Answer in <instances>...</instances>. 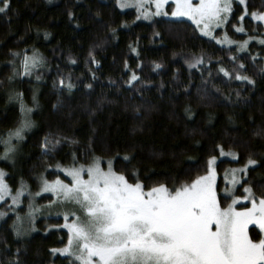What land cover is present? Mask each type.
I'll return each instance as SVG.
<instances>
[{
	"label": "trees",
	"instance_id": "obj_1",
	"mask_svg": "<svg viewBox=\"0 0 264 264\" xmlns=\"http://www.w3.org/2000/svg\"><path fill=\"white\" fill-rule=\"evenodd\" d=\"M248 7L249 11L264 10V0H248ZM136 16L134 9L120 10L117 0H13L9 15L0 14V81L6 82L12 73V51L35 47L46 59V67L37 70L41 80L37 81L34 73L0 87V134L16 127L20 119L19 101L8 98L11 89L23 93L25 103L34 109L31 118L36 122L18 145L15 166L0 160V168L16 178L9 183L16 187L23 177L33 191L38 190L36 176L44 171L46 162L55 163L51 157L41 156L40 149L44 135L52 131L80 142L72 148L85 146L91 138L97 153L135 156L132 166L142 169L153 182L189 170L202 171L209 155L219 157L216 145L221 144L225 151L238 153L239 160L219 157L220 186L225 170L242 167L251 155L259 164L249 175L260 193L257 185L264 179V167L259 166L264 164V136L255 133L264 128V78L245 59L248 74L257 81L254 88L222 80L216 74V61L223 60V66L231 70V55L264 54V49L253 42L250 53L230 52L229 46L195 32L189 21L161 17L142 21ZM259 23L245 17L247 34L256 35ZM259 31L264 35V29ZM46 32L50 33L47 38ZM155 32L161 35L157 37ZM228 33L236 40L247 39L246 34L231 28ZM231 47L234 50L236 46ZM202 49L206 58H212V78L206 69H189L185 63L190 53ZM89 52H94L99 67L91 63ZM154 63H160L161 69H155ZM132 72L141 79L129 85L126 81ZM68 77L74 84L71 91L56 85L58 79L67 82ZM209 79L220 93L213 89L212 95L205 94ZM236 90L241 93L239 99ZM221 93L231 96V101L222 99ZM33 94L38 107L33 104ZM186 106L194 113L191 118L184 111ZM70 150L63 147L56 158L67 163L65 153ZM14 219L10 213V218L0 221V264L17 258L20 264H70L69 257L51 252L63 246L64 232L49 230V226L62 224V219L38 216L36 230L20 238L12 231Z\"/></svg>",
	"mask_w": 264,
	"mask_h": 264
},
{
	"label": "snow or ice",
	"instance_id": "obj_2",
	"mask_svg": "<svg viewBox=\"0 0 264 264\" xmlns=\"http://www.w3.org/2000/svg\"><path fill=\"white\" fill-rule=\"evenodd\" d=\"M117 3L120 8L134 7L136 19L167 16L183 22L181 18H187L195 32L216 44L228 45L230 52L250 53L249 45L253 42L264 49V35L259 31L264 29V10L249 11L248 0H117ZM12 10L13 0H0V14L8 16ZM245 17L260 22L256 35L247 34L243 25ZM230 28L235 33L246 34L247 39H232L228 34ZM112 32L115 34L116 29ZM154 35L159 37L161 33ZM48 36L50 33L46 32L45 38ZM232 45L236 46L234 50ZM11 56L12 73L7 77V84L34 73L37 81L42 79L37 70L46 67V59L38 48L12 51ZM89 57L99 67L100 61L94 52H89ZM229 59L234 65L231 70L223 66V60L216 61V74L222 80L240 81L254 88L257 81L248 74L245 59L264 78L262 52L247 57L233 54ZM70 60L76 63L71 57ZM185 63L189 69H206L212 78L209 67L212 58H206L203 49L190 53ZM154 67L159 70L162 65L154 63ZM92 78H96L95 73ZM140 79L132 72L126 83L131 85ZM6 82L0 81V87ZM55 83L69 91L74 87L71 77L67 82L60 78ZM87 87L91 89L92 84ZM213 89L220 93L209 79L204 92L212 95ZM240 95L236 90L237 99ZM8 98L19 101L20 119L16 127L0 134V146H3L0 160L11 161L15 166L18 145L36 122L31 118L34 109L25 103L23 93L11 89ZM221 98L232 99L222 93ZM32 101L39 106L35 94ZM184 111L188 118L194 115L191 106H186ZM255 135L264 136V128ZM79 143L59 132L49 131L44 135L41 156L51 157L55 163L44 164V171L36 176V191L23 177L13 187L9 181L15 182L16 178L0 168V220L10 218V213L14 215L12 231L17 238L36 230L38 216L55 217L63 223L50 225L49 230L64 232L63 246L51 252L69 257L70 264H264V179L257 185L261 189L258 193L249 170L255 171L259 162L251 155L242 167L225 170L221 187L217 170L219 157L232 156L239 160L238 153L225 151L221 144L216 145L219 157L209 155L202 171L189 170L170 176V180L153 182L142 169L132 166L135 156L97 153L91 138L79 149L71 147ZM63 147L71 149L65 153L67 163L56 158ZM38 200L46 202L38 203ZM16 255L19 257L20 249ZM10 264H20V261L17 258Z\"/></svg>",
	"mask_w": 264,
	"mask_h": 264
},
{
	"label": "rangeland",
	"instance_id": "obj_3",
	"mask_svg": "<svg viewBox=\"0 0 264 264\" xmlns=\"http://www.w3.org/2000/svg\"><path fill=\"white\" fill-rule=\"evenodd\" d=\"M117 5H118V7H119V4L117 3ZM119 9L120 10H122V11H126V10H131V9H134L136 12H137V10L134 8V7H129V8H120L119 7ZM161 18H164V19H167V20H176V18H173V17H167V16H162ZM182 20H186V21H189V20H187V18H181ZM139 20H142V21H150L151 19H139ZM255 21V20H254ZM189 22H191V21H189ZM256 22H258V21H256ZM217 33L219 34L220 33V30L219 29H217ZM229 34V33H228ZM229 36L232 38V39H234L230 34H229ZM209 38V37H208ZM236 40V39H235ZM241 41V40H240ZM223 46H228V45H223ZM232 46H235V45H232ZM15 142V141H14ZM221 158H232V156H226V157H221ZM218 161H219V159H218ZM218 163V162H217ZM218 184H219V178H218ZM224 186V181H223V184H222V186L221 187H223ZM47 195V194H46ZM42 217H45V216H42ZM7 217H5L4 219H6ZM1 221V220H0ZM60 254V253H59Z\"/></svg>",
	"mask_w": 264,
	"mask_h": 264
}]
</instances>
